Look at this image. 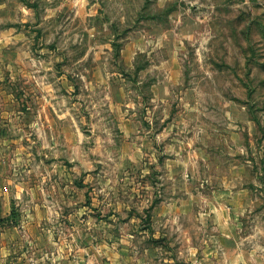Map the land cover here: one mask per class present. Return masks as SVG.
<instances>
[{"label": "rangeland", "instance_id": "obj_1", "mask_svg": "<svg viewBox=\"0 0 264 264\" xmlns=\"http://www.w3.org/2000/svg\"><path fill=\"white\" fill-rule=\"evenodd\" d=\"M78 8L81 14L75 16ZM56 10L60 14L51 27L46 15ZM38 41L45 48L59 44L69 69L74 58L83 57L80 68L88 80L93 75L85 68L96 63L124 77L148 136L162 124H177L147 149V158L155 160L140 167L119 161L118 148L111 145L121 139L114 117L107 123V154H97L89 125L97 124L105 137L99 129L106 107L100 105V90L90 94L84 79L76 78L82 87V161L65 162L68 171L81 173L74 178L80 191L75 198L86 206L94 180L85 173L107 171L110 177L103 180L114 189L110 195L132 207L134 220L127 226L125 214H119L106 226L100 221L106 209H40L32 229L50 237L48 250L79 264L75 237L82 234L88 237L82 245L98 244L95 264H264V0H82L80 7L71 0H0V77L19 68L10 60L42 57ZM173 59L180 76L169 87V98L159 102L151 85ZM29 68L21 61L20 71ZM19 83L26 85L17 78L13 87L19 89ZM66 103L71 105L68 98ZM170 138L180 145L179 163L156 156L163 155ZM173 169L180 171L179 180L166 174ZM166 199H173L177 210L164 222L151 220L153 208ZM31 212L13 208L0 227L4 219L16 223ZM110 232L115 238L107 255L99 238ZM93 234L98 240L86 241ZM128 234L134 235L131 242L124 241Z\"/></svg>", "mask_w": 264, "mask_h": 264}, {"label": "crops", "instance_id": "obj_2", "mask_svg": "<svg viewBox=\"0 0 264 264\" xmlns=\"http://www.w3.org/2000/svg\"><path fill=\"white\" fill-rule=\"evenodd\" d=\"M71 2L80 7L82 0H71ZM59 14L60 10H56L46 15L51 27ZM80 14L79 8L75 10V16H80ZM37 44L38 49H43L42 57L10 60L19 68H16L15 73L0 77V220L3 216H8L13 208L33 211L25 216L23 214L16 223H13L11 219L2 221L0 264H53L56 261L57 264H73L66 257L63 258L60 253L58 256L55 252L48 250L51 248L48 235L33 232L32 226L39 218L38 211L40 209L50 211L59 208L69 211H79L82 208L95 211L106 209L107 213L104 214V218L100 219L106 226H112L115 218H119L117 216L119 214H125L124 224L127 226L134 220L130 214L132 207L113 200V196L110 195L111 190L113 192L114 189L111 186L108 187L107 180H103L110 177V173L107 171L93 170L85 173L84 177L94 180L89 186L91 201L86 206H82L79 202L80 198H75V195L80 194V191H76V179L74 178L81 173L68 171L65 162L76 164V162L82 161L83 118L81 111L83 103L81 86L75 82L76 78L84 79V87L90 94L100 90V105L106 107L104 116L100 114L101 119H104L106 123H102L99 129L104 131L105 137L96 131L97 124L89 125L97 154L103 152L107 154L105 150L109 147L107 123L114 117L118 120L117 128L120 131L121 139L111 145L117 146L119 161L131 166L141 167L143 164L145 166L147 159L155 160L147 158V154H149L147 149L153 148L156 143L161 142L177 127V124L168 122L162 124L154 135L148 136V130H141V120L136 116L137 112L129 100V91L124 77L120 74L116 75L105 64L96 63L85 68V71L88 69L89 73L93 75L88 80L80 68L83 57L74 58L72 60L73 68L69 69L67 57L60 52L59 44L46 48L41 46V41H38ZM24 60L30 68L20 71L21 61ZM164 62L171 61L164 60ZM31 65H35V67ZM167 71H165L163 79L161 78L151 85L153 97L159 102H165L169 98V87L178 82L176 79L180 75L174 59L171 68ZM17 78L26 85L19 83V89L13 87ZM67 98L71 105H66ZM154 98L152 99L154 100ZM145 114L148 112L146 111ZM143 118L151 123L149 117L144 115ZM103 137L105 139H102ZM177 141V139L170 138V141L165 144L163 155L161 153L156 156L158 158L163 156L165 161L179 163L180 145ZM99 147H104V151H101ZM123 147H128V150L123 152L121 149ZM67 148L72 150L73 155L65 154ZM40 150V155L34 154ZM96 160V162H100L101 159ZM37 161L41 163L40 170L34 169ZM125 166L123 164V167ZM18 168L26 169V171L18 172ZM117 174L123 176L125 171L122 169ZM166 174L175 180H179L181 176L180 171L176 169L168 170ZM40 194H42L41 200L39 199ZM34 195L36 197L32 198ZM99 195L100 198H98ZM172 201L173 199H166L159 202L153 208L154 218L152 217L151 220L161 223L164 222L165 217H171L172 211L177 210L176 204ZM88 205L90 206L88 207ZM125 210L126 212H124ZM90 220L98 222V218ZM169 222L172 221L169 220ZM21 227H25L24 232ZM127 236L125 242H131L134 238V235L131 234ZM94 237L95 241L98 240V237L93 234L92 240L89 238L86 241L92 242ZM75 238H78L80 242L79 251H77L78 253L75 251L74 254L81 260L79 264H95L96 255L99 252L97 242L87 246L81 244L83 238H88L87 236L78 234ZM114 238L112 232L99 238L107 244L104 250L107 255L112 254ZM116 238L119 239L117 236ZM119 241L123 240L119 239ZM108 243L112 244L108 245ZM84 255H88L86 259H84Z\"/></svg>", "mask_w": 264, "mask_h": 264}]
</instances>
